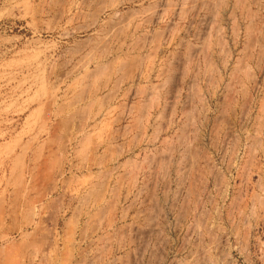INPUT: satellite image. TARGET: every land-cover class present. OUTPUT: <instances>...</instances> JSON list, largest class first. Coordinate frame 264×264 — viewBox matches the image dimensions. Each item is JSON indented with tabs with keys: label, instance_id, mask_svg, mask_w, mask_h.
<instances>
[{
	"label": "rangeland",
	"instance_id": "374dc122",
	"mask_svg": "<svg viewBox=\"0 0 264 264\" xmlns=\"http://www.w3.org/2000/svg\"><path fill=\"white\" fill-rule=\"evenodd\" d=\"M263 110L264 0H0V264H264Z\"/></svg>",
	"mask_w": 264,
	"mask_h": 264
},
{
	"label": "bare ground",
	"instance_id": "6f19581e",
	"mask_svg": "<svg viewBox=\"0 0 264 264\" xmlns=\"http://www.w3.org/2000/svg\"><path fill=\"white\" fill-rule=\"evenodd\" d=\"M213 19V18H212ZM214 22V21H213ZM211 28H213V27H211ZM214 29V28H213ZM214 31H216V29L214 30ZM218 32V31H217ZM210 38V37H209ZM206 46H207V44H206ZM208 47V46H207ZM202 50V49H201ZM204 51H207V50H205L204 49ZM199 52V51H198ZM202 52V51H201ZM204 60V59H203ZM211 64V63H210ZM210 69V68H209ZM208 84V83H207ZM53 105V104H52ZM195 110V109H194ZM264 111V110H263ZM258 118V117H257ZM264 125V124H263ZM191 144V143H190ZM252 162V161H251ZM168 169V168H167ZM195 192V191H194ZM204 192V191H203ZM256 195V194H255ZM264 203V202H263ZM263 206V205H262ZM255 208V207H254ZM156 215V214H155Z\"/></svg>",
	"mask_w": 264,
	"mask_h": 264
}]
</instances>
